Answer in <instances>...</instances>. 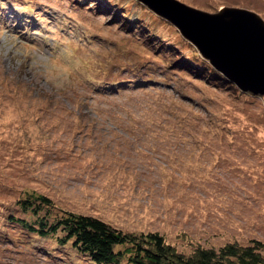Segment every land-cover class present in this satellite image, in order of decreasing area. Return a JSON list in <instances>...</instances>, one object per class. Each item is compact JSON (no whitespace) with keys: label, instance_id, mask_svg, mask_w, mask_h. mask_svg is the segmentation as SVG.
I'll return each instance as SVG.
<instances>
[{"label":"rangeland","instance_id":"1","mask_svg":"<svg viewBox=\"0 0 264 264\" xmlns=\"http://www.w3.org/2000/svg\"><path fill=\"white\" fill-rule=\"evenodd\" d=\"M193 49L137 0H0V264H94L8 220L32 219L26 191L185 252L264 243V96L195 74Z\"/></svg>","mask_w":264,"mask_h":264},{"label":"trees","instance_id":"2","mask_svg":"<svg viewBox=\"0 0 264 264\" xmlns=\"http://www.w3.org/2000/svg\"><path fill=\"white\" fill-rule=\"evenodd\" d=\"M193 51L196 56L192 60L187 59V65L203 70L195 74L212 78L213 84L235 88L223 74ZM15 205L22 213H30L32 219L28 221L27 218L11 216L8 218L11 223L34 236L54 237L56 242L69 243L72 249L94 264H264V243L258 239H250L246 244L233 240L218 246L196 245L185 252L166 242L158 232H125L98 217L59 209L48 196L37 192L26 191ZM53 208L60 212L51 213ZM50 217L53 218L51 221Z\"/></svg>","mask_w":264,"mask_h":264},{"label":"water","instance_id":"3","mask_svg":"<svg viewBox=\"0 0 264 264\" xmlns=\"http://www.w3.org/2000/svg\"><path fill=\"white\" fill-rule=\"evenodd\" d=\"M180 34L242 92L264 96V20L256 12L224 7L207 12L177 0H137Z\"/></svg>","mask_w":264,"mask_h":264}]
</instances>
